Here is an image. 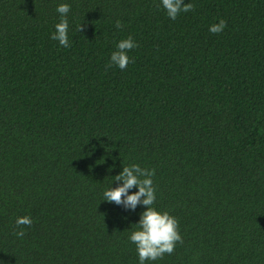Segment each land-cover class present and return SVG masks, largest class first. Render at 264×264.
Instances as JSON below:
<instances>
[{
  "label": "trees",
  "instance_id": "trees-1",
  "mask_svg": "<svg viewBox=\"0 0 264 264\" xmlns=\"http://www.w3.org/2000/svg\"><path fill=\"white\" fill-rule=\"evenodd\" d=\"M184 3L0 0V264H139L146 208L103 196L132 164L183 239L145 264H264V0ZM128 36L134 62L106 67Z\"/></svg>",
  "mask_w": 264,
  "mask_h": 264
},
{
  "label": "clouds",
  "instance_id": "clouds-1",
  "mask_svg": "<svg viewBox=\"0 0 264 264\" xmlns=\"http://www.w3.org/2000/svg\"><path fill=\"white\" fill-rule=\"evenodd\" d=\"M161 5L165 9L167 16L175 20L181 12L187 13L194 10L192 3H184V0H161ZM70 5L60 4L56 11L60 15L59 22L55 25V32L51 39L58 41L62 47H70L68 38L69 22L67 15L70 12ZM116 27L122 28V23L117 20ZM226 27V21L219 20L209 27L212 34H220ZM79 32L83 31V24L78 26ZM138 44L132 36L122 39L116 45V50L112 52L110 62L106 67L118 66L121 70L127 68L129 63L134 62L128 53L137 48ZM155 170L142 169L137 164L124 166L122 172L113 177V182L118 186L105 190L103 193L104 201L122 205L125 209L135 210L138 205H143L146 211L140 215L138 224L131 231L130 242L135 244L138 253L139 264L146 261H156L163 259L165 254L171 255L177 243H183L179 229V221L167 211L160 212L153 205L156 201V189L153 186L152 177ZM136 188L133 194L129 190ZM19 231L14 234L22 238L26 235L25 227H31L33 221L29 216L18 217L15 221ZM24 226V227H21Z\"/></svg>",
  "mask_w": 264,
  "mask_h": 264
}]
</instances>
